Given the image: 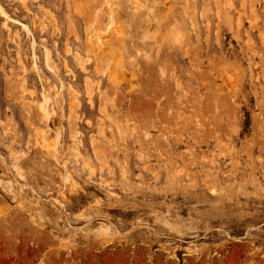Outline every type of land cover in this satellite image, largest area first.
<instances>
[{"label":"rangeland","instance_id":"rangeland-1","mask_svg":"<svg viewBox=\"0 0 264 264\" xmlns=\"http://www.w3.org/2000/svg\"><path fill=\"white\" fill-rule=\"evenodd\" d=\"M97 1L0 0V264H264V0L172 14L189 55L138 63L167 72L172 119L130 107L133 54L117 88L88 52Z\"/></svg>","mask_w":264,"mask_h":264},{"label":"bare ground","instance_id":"bare-ground-1","mask_svg":"<svg viewBox=\"0 0 264 264\" xmlns=\"http://www.w3.org/2000/svg\"><path fill=\"white\" fill-rule=\"evenodd\" d=\"M140 1L141 0H98L93 11L88 15L86 20V47L97 62V66L101 71H105L106 68H108L107 76H109L112 83L117 85V88H121V84L118 83L119 73L117 70L123 67L124 62H128V59H126V61L122 60V51L125 50L127 54H133L132 56H135V59L132 58L133 61L131 62V59H129V63L125 64H130V67L136 68L137 70L141 68L140 74L146 86H144L138 95H135L131 100L130 107L134 110H138L142 115L149 116L153 114L161 118L172 119L176 116L172 105V103L175 102V98L171 100L163 98L166 96L169 90L168 87L170 86H168L167 72L162 73L149 63L142 67H140L138 63L140 57L146 55V53H148L147 57L157 58L160 52L163 51L165 45L168 46L170 41L178 47L183 45V47L180 48L181 54L183 56L189 55V52L185 48L187 41L181 38V32L175 28L173 31L170 29V19L173 18L172 14L184 10L186 6L183 0H167L169 2L163 3L162 6H156L154 0H148V5L144 7L141 5ZM82 3L83 0H74L75 8H78ZM168 3L172 4L169 9L167 8ZM22 4L25 8H28L26 0H22ZM167 10H169V13L165 16L164 14ZM185 11L187 12L188 10ZM42 12L44 14L43 16H49L45 8H42ZM49 14L51 15V13ZM49 20L51 24L55 25V19H50L49 16ZM129 25L134 27L132 29H135V31L134 34H130V36H132L128 39ZM24 28L28 29V26L24 25ZM70 33L71 31L69 29L68 36ZM127 54H124L123 57H126ZM189 57L191 63L196 68H199L201 63L197 57L193 55ZM223 69L228 77H233L232 75L236 74V70H233L230 66L224 65ZM54 71L57 73L56 70ZM121 101L122 100L116 105L117 108L122 106L123 103H121ZM89 104L92 107L95 106L93 101H90ZM99 105L100 108L104 106L103 110L106 111L103 101H100ZM43 113L46 112L43 111ZM43 113L42 116L45 117ZM45 115L49 117V114ZM101 127L103 129V126ZM95 146L96 147H93L100 148V146ZM99 150L100 149H98V151Z\"/></svg>","mask_w":264,"mask_h":264}]
</instances>
